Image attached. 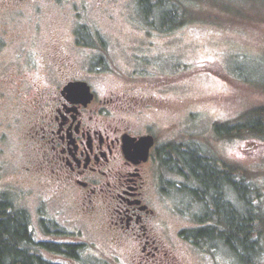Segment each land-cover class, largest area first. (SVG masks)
Returning a JSON list of instances; mask_svg holds the SVG:
<instances>
[{
    "label": "rangeland",
    "instance_id": "374dc122",
    "mask_svg": "<svg viewBox=\"0 0 264 264\" xmlns=\"http://www.w3.org/2000/svg\"><path fill=\"white\" fill-rule=\"evenodd\" d=\"M183 1L194 17L165 31L143 19L138 0H0V199L28 213L36 242L82 246L73 262L34 246L48 262L114 264L112 254L128 256L112 245L99 219L78 213L80 200L50 196L40 177L26 172L31 156L21 138V106L45 65L57 60V48L82 75L94 59L102 80H94L95 87L100 95L120 94L119 106L134 108L152 96L161 101L142 105L138 116H122L156 125L162 154L176 144L189 146L244 170L261 187L264 205V141L246 132L219 135L214 127L264 108V0ZM157 174L156 205L182 264H240L222 245L201 248L184 237L183 230L199 224L203 206L179 189L184 179L175 171L160 163Z\"/></svg>",
    "mask_w": 264,
    "mask_h": 264
},
{
    "label": "flooded vegetation",
    "instance_id": "af4514ba",
    "mask_svg": "<svg viewBox=\"0 0 264 264\" xmlns=\"http://www.w3.org/2000/svg\"><path fill=\"white\" fill-rule=\"evenodd\" d=\"M94 35L89 33L90 40ZM53 52L57 60L45 65L42 81L30 86L35 91L21 106L26 121L21 138L31 156L26 172L39 176L50 196L80 200L78 213L100 220L112 245L128 255L123 260L112 254L114 264H182L156 205L161 198L157 168L164 155L156 146L157 126L135 125L122 116H138L142 105L161 101L152 96L123 108L120 94L100 95L95 87L94 80H102L94 59L82 75L63 49ZM143 136L153 138L146 158L138 143Z\"/></svg>",
    "mask_w": 264,
    "mask_h": 264
},
{
    "label": "trees",
    "instance_id": "16d2710c",
    "mask_svg": "<svg viewBox=\"0 0 264 264\" xmlns=\"http://www.w3.org/2000/svg\"><path fill=\"white\" fill-rule=\"evenodd\" d=\"M143 19L161 30H169L193 18L183 0H138ZM188 12L187 16L184 15ZM190 13V14H189ZM242 122L214 124L219 135L250 133L264 141V108L251 110ZM161 163L182 176L180 190L190 193L203 206L196 227L183 230L197 247L222 245L240 264H259L264 255V205L262 189L244 170L222 165L193 147L176 144L164 153ZM263 186V185H261ZM262 196V197H261ZM40 247L73 262L82 246L70 241L36 242L29 215L0 199V264H61L48 262L34 249ZM79 260V258L77 259Z\"/></svg>",
    "mask_w": 264,
    "mask_h": 264
},
{
    "label": "water",
    "instance_id": "95a60500",
    "mask_svg": "<svg viewBox=\"0 0 264 264\" xmlns=\"http://www.w3.org/2000/svg\"><path fill=\"white\" fill-rule=\"evenodd\" d=\"M138 143L141 145V154L143 158H146L148 155V149L153 143V138L152 136H143L139 138Z\"/></svg>",
    "mask_w": 264,
    "mask_h": 264
}]
</instances>
